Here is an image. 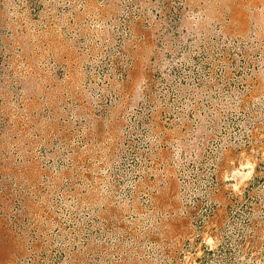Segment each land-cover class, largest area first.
<instances>
[{
  "label": "rangeland",
  "instance_id": "obj_1",
  "mask_svg": "<svg viewBox=\"0 0 264 264\" xmlns=\"http://www.w3.org/2000/svg\"><path fill=\"white\" fill-rule=\"evenodd\" d=\"M0 264H264V0H0Z\"/></svg>",
  "mask_w": 264,
  "mask_h": 264
}]
</instances>
